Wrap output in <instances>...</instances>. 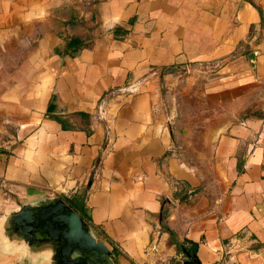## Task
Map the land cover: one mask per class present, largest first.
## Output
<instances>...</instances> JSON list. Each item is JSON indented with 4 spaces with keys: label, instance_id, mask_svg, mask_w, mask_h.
Here are the masks:
<instances>
[{
    "label": "crops",
    "instance_id": "crops-1",
    "mask_svg": "<svg viewBox=\"0 0 264 264\" xmlns=\"http://www.w3.org/2000/svg\"><path fill=\"white\" fill-rule=\"evenodd\" d=\"M254 2L0 0V219L59 195L117 264H184L169 230L201 264H264Z\"/></svg>",
    "mask_w": 264,
    "mask_h": 264
},
{
    "label": "water",
    "instance_id": "water-1",
    "mask_svg": "<svg viewBox=\"0 0 264 264\" xmlns=\"http://www.w3.org/2000/svg\"><path fill=\"white\" fill-rule=\"evenodd\" d=\"M257 55L258 50L249 54L254 69ZM0 253L21 264H117L92 225L59 195L25 198L9 207L0 219ZM184 253V264H201Z\"/></svg>",
    "mask_w": 264,
    "mask_h": 264
},
{
    "label": "trees",
    "instance_id": "trees-1",
    "mask_svg": "<svg viewBox=\"0 0 264 264\" xmlns=\"http://www.w3.org/2000/svg\"><path fill=\"white\" fill-rule=\"evenodd\" d=\"M254 5H255V7H257V8L261 11V15H262V25H261V30H264V12H263V10H262V8H261L260 5H258V4L255 3V2H254ZM91 44H92V39H91V38H89V39H87V40H83V39L77 38V45L80 46V47H87V46H90ZM245 47H246V44H245L244 42H242L241 45H240V48H241V49H242V48L245 49ZM177 70H186V67H182V66H170V67H163V68H162V71H163V72H166V71H177ZM67 202H68V201H67ZM68 203H69V202H68ZM168 203H169V202H167V200L164 199V201H163V211H162V214H163L164 216L166 215V212H167V209H165V208H166V206L168 205ZM69 204H70L75 210L78 211V209H76L71 203H69ZM81 215H82V213H81ZM164 216H163V218H164ZM162 227H163L164 230H169L168 227L166 226V222L164 221V219H163V221H162ZM169 231L171 232V236H172L173 241H175V242L177 243L179 249H181L182 251H185V252H187V253H190V254H192V255H196L195 252L192 251L193 248L188 247V245H186V241H179V240L177 239V237L175 236V233H174L173 231H171V230H169ZM194 246L196 247L197 245H194Z\"/></svg>",
    "mask_w": 264,
    "mask_h": 264
},
{
    "label": "rangeland",
    "instance_id": "rangeland-1",
    "mask_svg": "<svg viewBox=\"0 0 264 264\" xmlns=\"http://www.w3.org/2000/svg\"><path fill=\"white\" fill-rule=\"evenodd\" d=\"M0 73H1V71H0Z\"/></svg>",
    "mask_w": 264,
    "mask_h": 264
}]
</instances>
